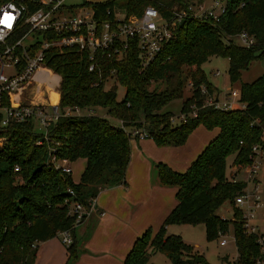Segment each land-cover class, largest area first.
Wrapping results in <instances>:
<instances>
[{
	"label": "trees",
	"instance_id": "16d2710c",
	"mask_svg": "<svg viewBox=\"0 0 264 264\" xmlns=\"http://www.w3.org/2000/svg\"><path fill=\"white\" fill-rule=\"evenodd\" d=\"M201 1L106 0L84 6L91 8L98 23H102L111 21L116 9L130 16L154 7L168 17ZM25 4L28 12L34 10L32 0H25ZM241 31L254 39L251 46L237 43L236 36ZM214 56L228 60L229 81L231 85L238 82L239 101L245 104L244 109L202 107L206 94L211 95L216 88L201 66ZM262 59L264 0H226L225 10L216 21L187 16L177 25L173 38L144 68L133 40L120 58L97 51L90 60L87 49L70 48L61 53L49 50L44 65L60 81L56 105L59 115L46 127L48 141L36 144L41 133L31 120L11 121L0 128V264H32L35 245L65 230L71 237L66 246V264H70L78 250L72 238L75 217L66 214L62 205L66 188H71L88 207L89 200L101 188L124 181L132 130L146 131L159 145H180L199 124L218 128L217 135L184 172L159 165L160 182L176 187V204L154 235L147 231L135 240L124 264H144L153 251L164 254L173 264H208L179 236L166 233L165 227L171 224H203L208 239L217 238L218 232L226 233L231 225L237 252L234 264L261 261L264 255L257 236L246 232L241 211L234 206V197L241 192L243 183L226 179V159L233 154V165L245 164L251 144L262 142L264 73L251 82L241 81L242 72L253 61ZM91 62L95 66L89 70ZM108 79H113L114 84L106 89ZM118 85L124 88L121 99L117 98ZM186 85L190 95L183 100L181 109L186 114L185 121L171 123L173 114L159 110L169 101L182 98ZM202 86L206 94L202 93ZM50 96L53 100L55 94ZM193 105L194 117L187 115ZM93 107L105 108L108 117L64 113L67 108ZM49 146L55 148L57 157H66L70 162L85 159L78 182L53 169L47 161ZM225 203L231 207V220L217 214Z\"/></svg>",
	"mask_w": 264,
	"mask_h": 264
},
{
	"label": "built area",
	"instance_id": "2783aa9c",
	"mask_svg": "<svg viewBox=\"0 0 264 264\" xmlns=\"http://www.w3.org/2000/svg\"><path fill=\"white\" fill-rule=\"evenodd\" d=\"M63 1L32 0L35 8L31 12H28L25 0L0 1V128L11 121L31 120L41 133L36 144L42 140L48 141L46 127L55 121L59 111L56 106L14 104L12 96L29 82L38 69L50 70L43 62L49 50L61 53L70 48L78 51L87 49L90 60L94 59L97 51L107 57L115 55L120 58L133 40L138 48L140 65L144 68L156 58L164 44L173 38L181 20L192 15L197 19L212 18L216 21L224 12L226 3V0H202L168 17L162 16L154 7H146L140 15L125 16L114 12L111 21L98 23L91 8L84 6L86 9L82 14H69ZM17 30L21 31L16 34ZM236 41L244 47L254 43V39L244 31L237 34ZM94 66L95 63L91 62L88 69L92 70ZM201 91L206 94L205 88H201ZM206 106L216 110L245 108V104L239 101V93L233 90L223 97L206 94L202 107ZM77 110L67 108L64 113L77 114ZM187 115L196 116L194 105ZM185 118L186 114L180 112L172 115L169 120L176 123L185 121ZM119 125L122 127L121 123ZM131 132L133 137L148 138L144 130L134 129ZM54 152L55 148L49 146L47 161L54 170L70 174V160L57 157ZM234 168L228 180L243 183L241 192L234 197V206L241 211L246 232L257 236V243L264 255V230H261L264 226V134L261 143L251 144L247 162L234 165ZM65 193L62 205L66 214L75 217L73 223L77 225L89 213L94 198L89 200L86 207L71 188H66ZM59 235L62 245L66 247L70 244L69 230L61 231ZM226 242L225 238L219 241L221 245ZM261 261H264V256Z\"/></svg>",
	"mask_w": 264,
	"mask_h": 264
},
{
	"label": "crops",
	"instance_id": "0c3cea01",
	"mask_svg": "<svg viewBox=\"0 0 264 264\" xmlns=\"http://www.w3.org/2000/svg\"><path fill=\"white\" fill-rule=\"evenodd\" d=\"M43 76L47 77L49 85L42 89L41 97H28L27 86ZM59 81V76L51 70L38 69L29 82L12 96V103L56 106ZM215 88L218 92L214 94L218 97L233 90L229 88L221 92ZM233 91L238 92L237 87ZM51 93L55 94L53 100ZM115 124H119V121L115 120ZM217 133L218 128L199 124L180 145H159L149 137H132L124 181L101 188L87 216L73 228L72 238L78 254L70 264H124L135 240L147 231L154 235L176 204V187L160 182L159 165H166L175 172H184ZM85 164L83 158L70 162L69 175L73 182L79 181ZM219 216L226 218L221 214ZM168 229L169 225L165 227L167 234ZM261 230H264V226ZM226 244L219 243L220 246ZM67 257L66 247L60 242L59 233H56L35 245L32 264H66ZM162 257L172 264L165 255Z\"/></svg>",
	"mask_w": 264,
	"mask_h": 264
},
{
	"label": "rangeland",
	"instance_id": "374dc122",
	"mask_svg": "<svg viewBox=\"0 0 264 264\" xmlns=\"http://www.w3.org/2000/svg\"><path fill=\"white\" fill-rule=\"evenodd\" d=\"M106 0H65V10L69 14H82L85 11L84 3L87 2H104ZM117 13L124 15L123 10L116 9ZM202 70L204 71L208 81L215 87H217L221 92L226 91V89L232 88L233 90L237 87L238 82L230 84L228 77V60L221 56L211 57L208 61L202 64ZM54 73V72H53ZM264 73V59L253 61L248 70L243 71L241 74V81L251 82L261 76ZM46 76V73H43ZM55 74V73H54ZM43 76L41 79L31 82L27 86L26 92L28 97H41L42 89L49 85L47 77ZM45 77V78H44ZM113 79H108L105 82V88L108 89L113 86ZM153 86V85H152ZM151 86V88H152ZM190 86V84H189ZM188 85L184 88L183 97L175 98L165 105H163L159 112L160 113H171L173 115H178L182 109L183 100L190 95V90ZM59 87V85H58ZM202 88H204L202 86ZM218 90L215 89L214 92ZM214 92L212 94H214ZM49 93V92H48ZM124 95V88L120 85L117 87V98L121 99ZM47 107L48 105H42ZM91 111L96 115H101L108 117L107 110L101 107L85 108L82 110L78 109L77 114L80 113H90ZM264 127V125H263ZM2 139H0L1 141ZM51 143V142H50ZM53 145V144H52ZM234 155H230L226 159V179L232 177L235 168L232 164ZM238 176V175H237ZM218 213L225 216L227 220L233 218L231 207L228 203L223 204L219 209ZM169 234H174L180 237V239L191 246L192 252L205 259L208 264H234L236 262L237 252L234 242L232 226L229 225L228 231L226 233L218 232L217 238L208 239L206 234V228L203 224H171L167 230ZM225 238L228 240L225 246L219 245V240ZM160 256V257H159ZM162 253L158 251H153L149 253V256L144 264H170L168 263ZM172 263V262H171ZM173 264V263H172ZM193 264H202L200 261L194 262ZM255 264H264V261L256 262Z\"/></svg>",
	"mask_w": 264,
	"mask_h": 264
},
{
	"label": "water",
	"instance_id": "95a60500",
	"mask_svg": "<svg viewBox=\"0 0 264 264\" xmlns=\"http://www.w3.org/2000/svg\"><path fill=\"white\" fill-rule=\"evenodd\" d=\"M183 21H184V20H181V21L179 22V24H182V23H183Z\"/></svg>",
	"mask_w": 264,
	"mask_h": 264
},
{
	"label": "snow or ice",
	"instance_id": "6c2138e0",
	"mask_svg": "<svg viewBox=\"0 0 264 264\" xmlns=\"http://www.w3.org/2000/svg\"><path fill=\"white\" fill-rule=\"evenodd\" d=\"M7 19H11V17H8Z\"/></svg>",
	"mask_w": 264,
	"mask_h": 264
}]
</instances>
